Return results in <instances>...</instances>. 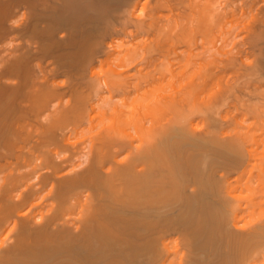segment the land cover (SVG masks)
I'll return each instance as SVG.
<instances>
[{
    "label": "bare ground",
    "instance_id": "1",
    "mask_svg": "<svg viewBox=\"0 0 264 264\" xmlns=\"http://www.w3.org/2000/svg\"><path fill=\"white\" fill-rule=\"evenodd\" d=\"M262 136L264 0H0V264H264Z\"/></svg>",
    "mask_w": 264,
    "mask_h": 264
},
{
    "label": "rangeland",
    "instance_id": "2",
    "mask_svg": "<svg viewBox=\"0 0 264 264\" xmlns=\"http://www.w3.org/2000/svg\"><path fill=\"white\" fill-rule=\"evenodd\" d=\"M236 40H238L237 37H236ZM239 41H240V40H238V42H239ZM175 58H177V56H176ZM175 58H172L171 63H172L174 60H176ZM178 58H182V59H183V57H181V55H180V57H178ZM178 60H179V59H178ZM218 60H219V58L217 57V62H218ZM246 60H247V57H246ZM176 61H177V60H176ZM180 61H181V60H180ZM244 61H245V60H244ZM247 61H248V60H247ZM247 61H245V62H247ZM173 63L176 65V63H179V61H178V62H175V61H174ZM173 63H172V64H173ZM181 63H182V61H181ZM181 63H179V65H181ZM176 66H178V65H176ZM173 67H174V66H173ZM103 71H105V69H102V71H101L100 73H102ZM218 73H219V71H218ZM218 73L214 71V74H215V75L213 74V76L215 77L216 80L220 77L219 80H221V81L228 82V80H229V83L233 81V80L231 79L232 77L229 78L228 74H226V73H229V72H225L226 75L224 74L226 77H228V80H226V79H225L226 77L223 76V72H221V73H219V74H218ZM229 74H230V73H229ZM213 76H212V77H213ZM216 76H217V78H216ZM221 76H222L223 78H222ZM230 76H231V74H230ZM214 77H213V78H214ZM224 77H225V78H224ZM213 78H212V79H213ZM231 80H232V81H231ZM172 81H173V82H172ZM172 81H169L170 83L172 82L171 87H175L176 85H177V86L179 85V81H178V82H176V80H172ZM174 81H175L176 84L174 83ZM169 82H168V86H169ZM244 82H245V81H244ZM173 83L175 84L174 86H173ZM212 83H213V82H212ZM241 83H242V82H241ZM165 84H166V83H165ZM165 86H167V84H166ZM169 87H170V86H169ZM255 133H257V135H256L255 138H258L257 136H258V134H259V131H258V130H255V131H254V134H255ZM262 137H263V136H262ZM263 138H264V137H263ZM259 142H261L260 144H261L262 146L258 143L259 147H258L257 145H255V146H251L254 150H253L251 147H250L249 149H251L252 151H255V153H256L257 151H260V149H261L260 147H263V148H264V140H263V142H262V141H259ZM252 145H254V144H252ZM256 146H257V147H256ZM263 148H262V149H263ZM262 149H261V150H262ZM256 150H257V151H256ZM263 150H264V149H263ZM253 153H254V152H253ZM253 153H252V154H253ZM257 153H258V152H257ZM261 153L263 154V151H262ZM261 153H260V155H261ZM258 154H259V153H258ZM258 154H257L256 156H258ZM253 155H255V154H253ZM263 156H264V155H263ZM262 250H264V248H262ZM262 250H261V254L264 253V252L262 253ZM262 256H263V258H264V254H263ZM262 256H261V257H262ZM261 259H262V258H261ZM263 261H264V260H263ZM260 262L262 263V261H260Z\"/></svg>",
    "mask_w": 264,
    "mask_h": 264
}]
</instances>
